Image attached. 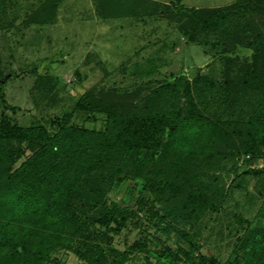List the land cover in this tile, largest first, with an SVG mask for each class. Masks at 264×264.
Masks as SVG:
<instances>
[{"label":"rangeland","instance_id":"1","mask_svg":"<svg viewBox=\"0 0 264 264\" xmlns=\"http://www.w3.org/2000/svg\"><path fill=\"white\" fill-rule=\"evenodd\" d=\"M122 2L125 8H118ZM247 5L246 0H0V117L20 125L42 123L54 132L51 121L89 95L102 104L87 100L92 111L80 112L74 122L104 130L107 115L124 121V115L147 114V95L153 103L159 97L164 111L172 109L171 93L157 91L178 76L193 84L199 74L208 77L192 93L202 114L213 121L246 117L250 104L244 106L239 94L225 86L218 53L244 35L264 32V11ZM244 7L223 28L232 42L218 32L192 38L181 28V10L236 13ZM249 159L240 154L201 166L204 177L198 184L207 188L203 192L209 199L198 198L196 204L188 190L162 187L157 173L144 169L138 177L125 170L103 198L107 207L134 209L136 217L105 227L85 220L77 225L78 233L65 230L57 241L50 237L54 232L37 229L36 234L35 225L20 226L13 243H28L36 254L26 257L15 246L8 263L119 264L127 255L124 264H191L183 256L175 261L167 249L188 250L193 242L202 256L194 264H264V175L247 173L264 170V147L262 155ZM172 178L182 186L176 175ZM98 208L86 212L95 215ZM30 231L33 235L26 236ZM134 242L142 246L131 248Z\"/></svg>","mask_w":264,"mask_h":264},{"label":"trees","instance_id":"2","mask_svg":"<svg viewBox=\"0 0 264 264\" xmlns=\"http://www.w3.org/2000/svg\"><path fill=\"white\" fill-rule=\"evenodd\" d=\"M246 1L247 8L259 13L264 11V0ZM124 5L119 3L121 7L118 8H125ZM244 9L236 13L222 9H184L180 15L185 19L181 28L192 38L201 32H218L226 36L227 42H232L234 38L223 28L231 17L242 14ZM52 10H47L51 17ZM261 16L264 19V14ZM218 57L224 62L225 86L239 94L238 100L244 101V106L250 104L246 117L213 121L202 114L192 94L200 82L208 81L207 76L200 74L193 84L178 76L157 91L171 93L172 109L164 111L159 97L158 103H153L147 95L143 98L147 114L124 115V121L117 115H107L104 130L88 129L74 122L80 112L92 111L93 107L87 105L89 100L102 104L89 95L83 96L72 111L51 121L54 132L42 123L20 125L12 123L6 116L0 117V264H10V250L15 246H19L26 257L35 256L28 243H13L18 233L14 230L20 226L35 225L36 234L40 229L54 232L50 237L57 241L59 234H66L65 230L70 235L78 233L77 225L86 223L85 220L105 227L113 221L123 224L136 217L134 209L122 210L117 204L107 207L103 198L107 188L121 181V173L125 170L138 177L144 176V169L151 174L157 173L162 187L174 188L170 192L188 190L196 204L198 198L204 202L209 199L203 192L207 188L198 184L204 177L201 166H210L219 158L240 154L250 155L251 162L262 155L264 32H257L252 38L247 35L238 38L231 49L219 52ZM231 74L235 76L232 80ZM183 98L185 102L181 105ZM12 110L16 108L12 107ZM27 151L31 154L26 161L14 168L16 161ZM247 173L264 175V170L252 169ZM175 175L182 181V186L174 182L172 177ZM220 191L223 189L217 192ZM95 207H99L95 210L97 214L86 212ZM171 230L172 227L167 234ZM33 233L30 231L26 236L31 237ZM184 236L189 240L188 234ZM141 246L134 242L131 248ZM199 249L191 242L188 250L183 247L174 253L167 250L175 261L179 262L183 256L194 264L197 259H202ZM126 258L127 255L123 256L119 264H124Z\"/></svg>","mask_w":264,"mask_h":264}]
</instances>
